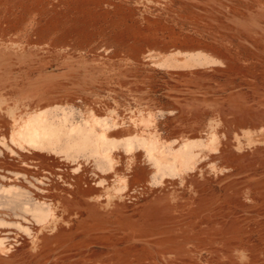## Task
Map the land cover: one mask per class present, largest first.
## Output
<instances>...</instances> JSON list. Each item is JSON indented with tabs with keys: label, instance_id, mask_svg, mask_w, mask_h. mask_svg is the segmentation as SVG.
Instances as JSON below:
<instances>
[{
	"label": "rangeland",
	"instance_id": "1",
	"mask_svg": "<svg viewBox=\"0 0 264 264\" xmlns=\"http://www.w3.org/2000/svg\"><path fill=\"white\" fill-rule=\"evenodd\" d=\"M0 264H264V0H0Z\"/></svg>",
	"mask_w": 264,
	"mask_h": 264
},
{
	"label": "bare ground",
	"instance_id": "2",
	"mask_svg": "<svg viewBox=\"0 0 264 264\" xmlns=\"http://www.w3.org/2000/svg\"><path fill=\"white\" fill-rule=\"evenodd\" d=\"M34 129H36V130H35V133H36V135H37V134H38L37 132L39 131V129H37V128H35V127H34ZM214 135H215V134H214ZM216 137H217L216 135H215V136H212V142H214V141H215V143L217 142ZM214 148H215V146H214Z\"/></svg>",
	"mask_w": 264,
	"mask_h": 264
}]
</instances>
